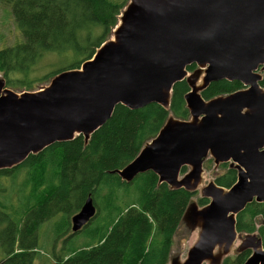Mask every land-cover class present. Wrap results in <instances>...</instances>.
<instances>
[{
  "label": "water",
  "instance_id": "1",
  "mask_svg": "<svg viewBox=\"0 0 264 264\" xmlns=\"http://www.w3.org/2000/svg\"><path fill=\"white\" fill-rule=\"evenodd\" d=\"M191 65L198 70L188 76ZM263 79L264 0H129L112 39L79 69L21 94L0 78V171L78 136L86 144L117 106L138 110L157 104L167 110L173 86L186 81L189 120L169 118L132 162L112 173L131 182L152 172L159 184L200 190L208 200L204 207L193 202L187 207L181 223L198 231L197 240L183 262L175 257L168 264H221L237 240L234 252H251L243 264H264L261 239L236 231L237 215L250 203H264ZM223 80L244 89L201 98L211 83ZM207 158L215 167L229 163L237 171L229 189L214 182L201 187ZM95 213L88 197L70 218L71 233Z\"/></svg>",
  "mask_w": 264,
  "mask_h": 264
},
{
  "label": "trees",
  "instance_id": "2",
  "mask_svg": "<svg viewBox=\"0 0 264 264\" xmlns=\"http://www.w3.org/2000/svg\"><path fill=\"white\" fill-rule=\"evenodd\" d=\"M128 1L0 0V5L11 7L23 38L0 51V74L6 88L34 92L35 84L79 69L110 38ZM66 52L75 58L69 68L45 75L40 70L31 76L45 54ZM194 68L191 65L187 71ZM259 86L264 90V79ZM242 89L239 82L223 80L211 83L200 95L210 101ZM189 90L186 81L176 83L167 110L157 104L138 110L117 106L86 144L78 136L0 171V177L12 174V179L21 173L15 192L21 206L0 201V249L5 255L0 264H34L38 229L57 215L63 218L56 238L64 244L70 241L75 235L69 236L70 218L88 197L96 213L83 228L90 226L85 232L87 241L53 254L50 264H168L173 236L196 193L171 190L159 184L152 172L139 174L131 182L112 172L132 162L169 118L189 120L184 101ZM203 168L212 173V182L220 188L227 190L236 182L237 171L229 163L215 167L208 159ZM187 170L183 168L181 174ZM196 204L201 208L208 200L200 197ZM263 215L264 203L248 204L236 217L237 234H256L264 244V223L259 221ZM250 254V250L234 252L221 264H243Z\"/></svg>",
  "mask_w": 264,
  "mask_h": 264
},
{
  "label": "rangeland",
  "instance_id": "3",
  "mask_svg": "<svg viewBox=\"0 0 264 264\" xmlns=\"http://www.w3.org/2000/svg\"><path fill=\"white\" fill-rule=\"evenodd\" d=\"M108 1L115 4H122L127 0H108ZM111 39H112V34L107 41ZM22 41H23L22 34L15 25L11 7L8 5H0V51L6 49L7 47H12L16 44H19ZM40 60H41L39 61L40 63L36 67H34L31 76H34V74L36 75L40 74V70L42 75H45L48 73H53L63 69H67L75 60V58L71 53L66 52L62 54H56V53L45 54L43 58ZM196 70L198 69L195 66V68L191 72H188V76L196 72ZM0 78H3L2 74H0ZM51 79L43 83L35 84V89L37 90L34 92H37L41 88L48 86ZM200 82H201V78L199 77L197 81V85H199ZM10 90L16 94L28 92V91L14 90V89H10ZM208 159L211 158H207L206 160ZM20 180H21V173L18 175V178L15 179H12V174L9 176L0 177V201L2 200L7 201L9 205L15 206L16 208L21 206L19 201H17L15 194V192L17 193V189L19 187V184L21 183L19 182ZM209 182H212V173L210 171L204 170L201 187L205 186ZM1 190H4V192H2ZM199 198H200V190L196 192V196L193 198V203H196ZM13 202H15V205L12 204ZM62 218L63 217L61 215H57L51 218L50 220L44 222L38 229L37 232L38 246L36 250L37 256L35 258L34 264H50L51 262L50 260L53 254L59 255L60 251L63 248L67 249L71 246H80L83 243H85V241H87L85 232L87 228H90V226L87 227L86 229H82L80 232L73 235L71 240L65 242V244L62 239H57L56 228L59 226L60 222L62 221ZM262 220H263V216L259 218V221ZM71 234L72 233H70L69 236ZM197 236H198L197 230L191 231L184 224H181V226L177 229L176 233L173 236L172 245L169 254V260L170 258L177 257L180 261L183 262L186 259L188 250L196 242ZM244 236L245 235H242V237ZM239 245H240V241L239 240L235 241V244L233 245V249H232L233 252L227 257L232 258L234 251L237 249ZM4 256L5 255L3 250L0 249V261L4 259Z\"/></svg>",
  "mask_w": 264,
  "mask_h": 264
},
{
  "label": "bare ground",
  "instance_id": "4",
  "mask_svg": "<svg viewBox=\"0 0 264 264\" xmlns=\"http://www.w3.org/2000/svg\"><path fill=\"white\" fill-rule=\"evenodd\" d=\"M32 202V201H31ZM95 216V215H94ZM61 230V229H60ZM141 245V244H140ZM134 246V245H133ZM137 258V257H136Z\"/></svg>",
  "mask_w": 264,
  "mask_h": 264
}]
</instances>
